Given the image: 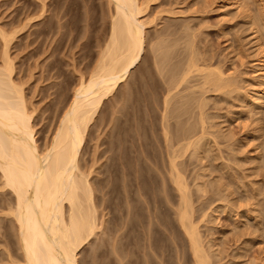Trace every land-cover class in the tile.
I'll return each instance as SVG.
<instances>
[{
	"label": "rangeland",
	"instance_id": "1",
	"mask_svg": "<svg viewBox=\"0 0 264 264\" xmlns=\"http://www.w3.org/2000/svg\"><path fill=\"white\" fill-rule=\"evenodd\" d=\"M140 1L150 2L144 57L96 113L81 154V168H94L101 231L80 250L79 264H144L149 229L143 225L154 196L162 197L169 212L157 208L160 216L180 228V196L170 175V157L178 153L210 264H264V107L254 101L261 82L256 61L259 42L264 45V0H246L245 13L225 6L226 0ZM110 4L0 0L12 77L35 110L41 148L108 41ZM3 53L0 35V64ZM221 71L224 80H209ZM1 191L0 264H19L16 223L7 214L12 198ZM205 211L209 216L201 221ZM130 217L139 229L131 227ZM157 223L164 235L155 234L152 224L150 234L167 252L176 243ZM180 231L179 257L167 258L193 264Z\"/></svg>",
	"mask_w": 264,
	"mask_h": 264
},
{
	"label": "bare ground",
	"instance_id": "2",
	"mask_svg": "<svg viewBox=\"0 0 264 264\" xmlns=\"http://www.w3.org/2000/svg\"><path fill=\"white\" fill-rule=\"evenodd\" d=\"M226 1L225 6L235 7L244 13L248 11L246 0ZM109 2L112 4L113 12L110 18L108 41L100 51L96 66L89 72V76L85 77L84 74L79 79L70 104L64 108L52 132L53 135L44 148H41L37 139L35 110L29 109L23 87L12 77L13 64L7 54L9 35L0 32L4 48L3 62L0 64V179L2 181L0 189L1 193H6L10 199L12 198V203L7 204L10 207L6 213L13 217L16 223L22 253V262L19 264H79L80 250L97 236L99 230L101 231L91 182L94 168L88 171L81 168V154L96 113L105 100L129 78L133 70L138 68L144 57L148 25L145 16L149 1L144 3L140 0H109ZM260 42L258 48L261 51L258 50L256 65L261 82L259 88L255 90L258 96L254 101L264 107V45ZM190 66L192 68L193 65H189L191 70ZM189 69L188 71L185 69V76L188 75ZM217 73H215L217 76L209 78L208 76H212L211 73L207 77L214 83L225 79L224 72ZM184 74L181 76L182 80L185 78ZM191 135L194 136L193 133ZM191 142L193 144L192 140L189 144ZM176 155L170 157V175L180 196V203L175 212L180 228L175 221H167L156 210L160 207L162 210L164 207L162 197L150 198L152 200L148 206L151 205V211L146 217L149 221H147L148 226L143 225L144 231L149 229L147 238L144 236L146 233H143V240L146 242L144 241L142 247L149 251L148 253L145 251L146 256L148 255L146 262L172 264L174 258L179 257V251L181 252L179 249L181 243H178L177 234L178 232L180 234L182 229L184 240L188 242L190 248L193 264H210L209 250L199 230L200 221L196 222L194 218L189 188L177 162V158L181 155L179 156V153ZM129 173L131 176V172ZM134 176L136 177L137 174ZM164 208L168 212L167 208ZM208 216V211H205L201 221L206 220ZM156 218L159 220L152 221ZM136 220L128 222L133 229H139V222ZM157 222L166 226L168 237L176 243L175 245L172 242L175 246H169L167 252H164L156 242L157 236L150 234L149 225L155 227L153 223L158 224ZM152 230L162 236L165 233L159 227ZM168 255L170 258L173 257V262L170 263L171 259L167 258Z\"/></svg>",
	"mask_w": 264,
	"mask_h": 264
}]
</instances>
